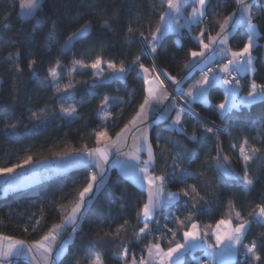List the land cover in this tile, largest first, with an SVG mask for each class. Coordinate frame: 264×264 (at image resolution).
I'll return each mask as SVG.
<instances>
[{"label": "trees", "instance_id": "obj_1", "mask_svg": "<svg viewBox=\"0 0 264 264\" xmlns=\"http://www.w3.org/2000/svg\"><path fill=\"white\" fill-rule=\"evenodd\" d=\"M261 1V0H259ZM224 5L222 15H227L234 6V0H220ZM262 2V1H261ZM19 0H0V17L10 12V27H0V57L7 56L9 51H15L4 41L8 38H17L21 44L22 55L31 50L39 56L43 63L39 67V75L43 78L49 67L59 59L65 66L61 79L65 81V71L70 61L78 59L86 54L90 59L101 55L105 61H114L117 64L121 60L130 61L139 51V43H129L125 38V26L127 21L136 16L140 17L145 30L148 25L155 26L159 21V11L153 12V3L159 4V0H45L43 11L37 15L36 20H44L46 23L37 24L36 20H21L17 12ZM218 0H212L210 9H215ZM222 18V16H221ZM109 20L112 31L101 28L102 20ZM92 22L91 33L85 38L79 39L72 50L61 53L59 46L70 32L85 21ZM215 18L210 14L205 25L209 33H214ZM52 21L56 22L59 33L55 42L49 44L45 37L52 27ZM261 35L254 46L253 56L256 58L255 79L258 84L264 83V15L256 21ZM185 32V34L183 33ZM199 28L193 26V33H198ZM32 36L31 42L25 39ZM180 40L177 42L176 34L168 32L162 38L159 54L155 58L159 68L165 69L177 78L184 75L181 71L186 52L194 46L187 30H182ZM245 40L243 28L234 30L231 34L230 45L238 50ZM258 45V46H257ZM146 66L152 63L151 57L143 59ZM15 61L0 58V168H7L24 162L29 157L30 161L40 159H54L65 154L81 152L85 147H95L94 133L100 129L107 130L110 136L123 127L143 99L142 79L135 72L126 75L124 80L108 79L93 82L92 70L86 69L73 73L72 82L75 89L68 93H55L51 87H41L39 80L32 77L27 71V59H23L25 70L22 74L13 71ZM105 67L106 64L104 65ZM196 73L184 82V86L190 84ZM72 91V106L76 108L77 116L68 120L61 115L60 104L67 103ZM247 89L244 90L246 92ZM131 93V98L129 97ZM58 96H63L61 100ZM104 96H113L117 100H123V104H116L111 108L112 119L108 121L107 128L103 127L98 117V110ZM223 99V89H212L209 93V104L196 103L193 109L200 118L208 122L215 121L221 129V141L212 138L201 137L197 141H188L182 134H174L164 131V121L150 124L149 138L154 145L157 154L155 174H163L172 170L171 159H160V152L155 149L157 133L163 132L165 138L179 141L182 148L195 153L197 159L186 165L190 171L204 175L197 179L188 178L184 183L173 182L166 187L170 191L179 192L186 185H199L198 191L204 196L207 203L200 202L195 210V222L201 224H215V222L227 214V202L232 200L237 210H242L245 215L257 203L264 201V162L259 159L252 165L251 175L257 177V183L251 192H245L240 184L227 177L221 178L214 161L208 160V154L215 156L216 143H222V155H228L233 169L242 175V165L239 162L236 150H231L230 145L234 138L242 140L244 137L257 138L256 146L261 148L260 155H264V146H261V128L264 124V100H257L251 105L241 106L231 113L221 117L215 105ZM71 100V99H69ZM63 101V102H62ZM43 109V111H41ZM38 113L39 118H34L32 113ZM195 119H189L187 125L188 134L192 132L191 125ZM15 124L16 127L6 125ZM161 147H167L161 142ZM175 155V146L170 153ZM95 169L93 166H77L59 174L31 184L28 187L8 191L0 195V232L6 235L22 238L28 242L39 239L45 234L52 224L61 221L62 216L70 211L78 197V192L87 183L88 175ZM105 183L90 194V202L86 203L80 223V231L73 238L71 236L65 252L60 256L57 264H74L75 257L87 256L89 259L99 256L103 264H119V245L123 241L134 251L137 258L145 254L144 248L151 237L142 240L139 244L131 242L133 232L138 231L136 213L145 202L146 193L141 187L115 167H108ZM89 200V197H87ZM187 200V203L184 201ZM192 201L181 197L176 208L181 218L189 214ZM64 206L63 208L61 206ZM251 205V207H248ZM175 211V209H174ZM160 227L164 232L162 247H167L171 239V233L164 228L176 227L174 221L169 219L168 213H157ZM36 220L41 223L36 225ZM124 220L129 221L126 233L120 240L113 241L105 237V233L114 231ZM233 221H235L233 215ZM35 225V231H33ZM142 226V225H141ZM27 229V231H25ZM71 232L67 228L64 233ZM264 232V226L253 224L248 241L257 234ZM159 236L160 232H155ZM183 239L182 232L177 234L176 240ZM83 241V246H82ZM246 241V243L248 242ZM80 249V251H78ZM264 255V250L261 251ZM241 255L231 264H244ZM183 264H197L192 258H187ZM264 264V261L261 262Z\"/></svg>", "mask_w": 264, "mask_h": 264}, {"label": "snow or ice", "instance_id": "obj_2", "mask_svg": "<svg viewBox=\"0 0 264 264\" xmlns=\"http://www.w3.org/2000/svg\"><path fill=\"white\" fill-rule=\"evenodd\" d=\"M211 3L212 0H159L158 5L153 3L152 6L153 12L159 11V21L155 26L149 24L145 30L139 16L127 21L126 40L129 43H139L140 45L139 51L130 61L121 60L117 64L111 60L105 61L101 55L90 59L86 54L71 61L70 74L78 70L90 69L93 82L108 79L124 80L127 74L135 72L137 77L143 81L142 102L139 103L131 119L115 133V138L110 136L107 130L97 131L94 133L95 147H85L80 152L78 163L86 167L94 165V168L99 172L94 170L88 175L86 185L78 192L76 201L70 211L62 216L60 223L52 224L45 234L31 243L15 239L12 236L0 235V264H16L18 257H30V264H38L41 258L43 264H57L68 244V241L57 243L58 239L68 226H71L73 238L80 231L79 221L82 218L85 205L90 202V194L105 183V165L109 164V158L113 151L126 157L124 161H113V166H120L124 174L133 183L139 184L142 191L147 193L145 202L136 213L138 231L133 232L131 242L139 244L142 240L151 237L144 248L146 255H141L139 258L136 257L128 244L122 241L119 245L117 258L119 264H183L184 256L196 248L207 249L205 255L216 259L217 264H231L232 258L239 254L244 256V264H261L264 261V255L260 254L264 250V232L248 241V233L254 223L264 226V201L257 203L245 215L242 210H237V206L232 200H229L226 218L218 219L215 228L207 225L202 231L194 219L195 210L200 202L207 203L204 196H201L198 191L199 185H186L179 192H170L166 187L173 182L184 183L188 178L199 179L204 175L203 171L195 173L186 166L198 158L195 153L182 148L179 141L172 140L170 137L165 138L163 132L157 133L155 149L159 150L160 159L165 161L171 159L172 170L159 175L155 174L158 158L154 145L149 140L148 125L145 123L149 114L154 113L156 120L166 123L164 131L182 134L188 141H197L201 137L221 141L219 126L215 121L208 122L197 118L198 114L193 111L194 104L197 102L209 104V93L216 88L223 89V99L215 105L221 117L241 106L251 105L257 100H264V83L258 84L255 79L257 69L255 67L256 58L253 56L254 45L261 35L256 21L264 15V0L260 3L257 0H234V6L227 15H222L224 5L220 0H218L215 9H210ZM189 4L192 5L191 10L185 15V9ZM19 6L21 15L25 19L36 20L37 15L43 11L42 0H19ZM210 14L215 18L213 27L215 35L210 34L209 28L205 25ZM10 17V12L0 17V27H10ZM36 22L37 24L46 23L44 20H36ZM193 26L199 28L198 33L193 34ZM91 27L92 22L88 20L81 24L76 31L70 32L61 45V51L71 50L79 39L90 34ZM101 28L108 31L113 30L111 23L106 19L102 20ZM238 28H243L245 40L241 48L233 50L229 46L231 34ZM182 30H187L194 46L186 52L187 59L181 68L184 75L177 78L167 70L159 68L155 58L159 54L162 46L161 41L165 34L176 32L179 39ZM58 35L56 22L52 21V27L46 35L45 41L51 44L57 40ZM18 39V33L17 38L6 39L4 43L16 50L9 51L7 56L0 57L8 61H15L13 71L18 75L22 74L25 68L21 61L27 59V71L32 77L39 80L41 87H51L57 94L68 93L76 88L71 79L63 85L60 84L63 76L62 70L65 66L59 59L48 68L46 75L41 78L39 67L43 60L34 55L31 50L22 55L21 48L23 46L18 44ZM25 39L31 42L32 36H26ZM146 57L152 58L150 66H146L143 62ZM105 64L107 73L104 71ZM197 70L200 72L199 78L185 89L184 82L191 78ZM245 89H247L246 94L242 96L240 93ZM131 95L129 93L130 98ZM58 98L65 99L63 96H58ZM123 103V100L104 96L98 112L100 120L104 122L105 129L108 121L113 118L111 108L116 104ZM160 105L163 107H158ZM60 112L65 116L72 117L76 113V108L72 105L65 107L61 104ZM32 116L39 118L36 112H33ZM189 119L196 121L191 125L190 135L185 127ZM6 126L16 127L15 124ZM260 128V144L264 146V124ZM137 132L139 135L135 134ZM129 135L132 136L134 144L132 149L125 153L121 150V145L126 142ZM161 142L167 147L162 148ZM256 142L257 138L255 137L251 141L247 137L242 140L234 138V142L230 145L231 150L238 152L237 158L242 165V175L233 169L229 156L221 154L222 143H216L214 157L208 154V160L215 162L221 178L227 177L237 181L241 188L249 193L257 183V177L251 175L252 165L258 159L264 162V155H260L261 148L256 146ZM173 146H175V155H166L171 152ZM142 154H146V158H142ZM30 159L29 157L25 160V163H28ZM19 167L22 165L17 164L11 168L0 169V175H11ZM86 197H89V200L86 201ZM181 197L192 201L189 214L184 218L176 214L178 212L176 204L181 201ZM184 203H187V200ZM157 213H168L169 219L174 221L176 226L173 228L168 227L167 224L164 225L167 232L171 233L167 247H162L165 234L161 230L159 219L156 218ZM40 223V220H36V225ZM128 226L129 221L124 220L114 231L110 230L105 233V237H110L113 241L120 240ZM33 231H35V225H33ZM155 232H160V235H155ZM179 232H182V242L176 240ZM209 239L213 242L210 243ZM246 241L248 242L246 243ZM74 264H102V261L99 256L91 259L84 256L83 258L75 257Z\"/></svg>", "mask_w": 264, "mask_h": 264}, {"label": "rangeland", "instance_id": "obj_3", "mask_svg": "<svg viewBox=\"0 0 264 264\" xmlns=\"http://www.w3.org/2000/svg\"><path fill=\"white\" fill-rule=\"evenodd\" d=\"M71 68V61L69 62V64H68V66H67V70L65 71V81H62L63 79H61L60 80V84L61 85H63V84H65V83H67L68 81H69V79H72V75H73V73H69V69ZM79 71V70H78ZM104 71H105V73H107V67H105L104 66ZM98 81H102V80H98ZM109 97H113V96H109ZM69 99H71V100H69V99H67V103H64L63 101V103H61V104H63L65 107H68L69 105H72V102H73V98H72V91L70 92V95H69V97H68ZM61 104H60V106H61ZM154 113H152V114H149V116L147 117V119H146V122L149 120V118L150 117H152V115H153ZM61 115L64 117V118H66V119H68V120H71L72 118H74V117H76L77 116V113H75L72 117H68V116H65V115H63V113H61ZM98 117H100V113H98ZM100 119V118H99ZM101 123L103 124L104 122L103 121H101ZM104 129H100L99 131H103ZM149 130H150V126H148V135H149ZM136 135H139V132H137V133H135ZM114 137V136H113ZM149 140H150V138H149ZM133 144H134V141H133V139H132V136H130V142H129V144L127 145V147L126 148H123V147H121L122 149V151L123 152H125V153H127V152H129L131 149H132V147H133ZM75 153H78V154H80V152H73V153H70V154H65V155H62V156H59V157H55L54 159H52L53 161H56L57 162V160L58 159H61L62 157H65V156H70V155H73V154H75ZM142 158H146V154H142ZM126 159V157L125 156H121V155H118L117 153H114V155L112 154L111 156H110V158H109V164L108 165H105V166H109V168L110 167H115L116 168V170H118V172L119 173H121V174H123L124 176H126L125 174H124V172L122 171V168L120 167V166H113V161H116V160H119V161H124ZM73 161V160H72ZM30 163V164H29ZM63 163L64 164H69L68 162H66V160H63ZM129 163H131V162H129ZM51 164H52V162H51V160H49V159H40L39 161H29L28 163H25V161L24 162H21V163H19V165H22V167H19V168H16V170H15V172L14 173H16V171H20V172H23V171H25L26 169H25V167H27V165H29L27 168H28V171H26V172H24V173H21V174H19L18 176H16V177H13V175L14 174H11V175H7V176H2V177H0V190H1V192H0V194L2 193V194H4L5 193V191H8V189L9 188H13V187H16L17 186V188H19V187H21V186H24V185H30L31 183H34L36 180H41V175H42V173L44 172V171H48L49 170V168H50V166H51ZM11 167H13V166H11ZM108 170V169H107ZM107 173V171H105V174ZM107 175L108 174H106L105 175V177L107 178ZM127 177V176H126ZM20 185V186H19ZM19 186V187H18ZM168 191H170V190H168ZM227 211H228V209H227ZM226 211V212H227ZM156 216H158V215H156ZM157 218V217H156ZM223 218H226V217H223ZM221 219V218H220ZM234 222V221H233ZM196 223H198V222H196ZM235 223V222H234ZM199 225H200V227H201V230L203 231L204 229H205V226H207V225H211L212 226V228H215V224H216V222H215V224H211V223H208V224H201V223H198ZM209 242L210 243H212L213 241L211 240V239H209ZM198 249H201L200 251H198V253H196L195 255H201L202 253H206V251H208L207 249H205V248H196V249H194L193 251H195V250H198ZM192 251V252H193ZM239 255H241L240 257H242V254H239ZM238 256V255H237ZM237 256H235V257H233L232 258V260H231V263H232V261H234L236 258H237ZM198 259H200V257L198 258ZM206 261V260H205ZM214 261H216V263H217V260L216 259H213V262ZM206 262H208V261H206Z\"/></svg>", "mask_w": 264, "mask_h": 264}, {"label": "crops", "instance_id": "obj_4", "mask_svg": "<svg viewBox=\"0 0 264 264\" xmlns=\"http://www.w3.org/2000/svg\"><path fill=\"white\" fill-rule=\"evenodd\" d=\"M257 2L258 3H260L261 1H259V0H257ZM191 7H192V5L191 4H189L187 7H186V9H185V15H187V12H189L190 10H191ZM172 33H174V34H176V41L178 42L180 39H178V36H177V33L176 32H172ZM193 34H196V33H193ZM210 34H212V35H215V32L214 33H210ZM255 46V45H254ZM231 47V46H230ZM232 48V47H231ZM233 50H236V49H234L233 48ZM262 56H263V58H264V48H263V50H262ZM194 73H196V75H195V77H193V79L191 80V82H190V84L189 85H187V86H184L183 85V87L185 88V89H187L188 88V86H190L192 83H194L195 82V80L196 79H198L199 78V76H200V72L197 70L196 72H194ZM171 91V90H170ZM242 96L243 95H245L246 94V92H244V91H242L241 93H240ZM158 107H163V105H160V106H158ZM172 115H175V113H172ZM154 122H159V120H156L155 119V114H153L152 115V117H150L149 118V120L147 121V122H145L148 126H150V124L151 123H154ZM130 136L131 135H129V137H128V139L126 140V142H123L122 143V145H121V147H123V148H126L127 147V145L129 144V142H130ZM113 138H115V136L113 137ZM122 149V148H121ZM114 153H116L115 151H113V155H114ZM79 158H80V156H79V154L78 153H75V154H73V155H70V156H65V157H62L61 159H58L57 160V162L56 161H53L52 159H51V162H52V164H51V166H50V168H49V170L46 172V171H44L43 173H42V177H41V180H43V179H46V178H48V177H50L51 175H53V174H59V173H62V172H64V171H67V170H69V169H72L73 167H77V166H82L80 163H78V160H79ZM63 160H66V162H68L69 164H64L63 163ZM73 160V161H72ZM30 164V163H29ZM29 165H27V167H28ZM27 167H25V171H23V172H20L19 170L18 171H16V173H12V174H14L13 175V177H16V176H18L19 174H21V173H24V172H26V171H28V168ZM93 167H94V165H93ZM108 167L109 166H105V168H106V171H107V169H108ZM7 168H11V167H7ZM0 169H4V168H0ZM95 169V168H94ZM16 170V169H15ZM95 171H97V173L99 172V170H97V169H95ZM107 174V173H106ZM105 173H104V175H106ZM2 176H5V175H0V177H2ZM128 178V177H127ZM129 179V178H128ZM41 180H36L34 183H38V182H41ZM34 183H31V184H34ZM30 184V185H31ZM137 184V183H136ZM30 185H24V186H21V187H19V188H23V187H28V186H30ZM138 186H140L139 184H137ZM19 188H17V186L16 187H13V188H9L8 189V191H12V190H18ZM168 190V189H167ZM8 191H5V193L4 194H6V193H8ZM0 192H1V190H0ZM170 192H172V191H170ZM173 192H175V191H173ZM146 193V192H145ZM2 194V193H1ZM0 194V195H1ZM92 194V193H91ZM146 197H147V193H146ZM86 201H87V197H86ZM58 223H60V222H58ZM67 228H71V226H68ZM64 233H65V231L62 233V235L59 237V239H58V242L57 243H59L60 241H68L69 242V240H70V238H71V232L69 231V233L68 234H66L65 236H64ZM0 235H6V234H4V233H1L0 232ZM6 236H9V235H6ZM10 236H12V235H10ZM12 237H14V236H12ZM15 239H18V240H24V239H20V238H18V237H14ZM183 240V239H182ZM182 240H181V242H182ZM26 243H31V242H28V241H26V240H24ZM67 246V245H66ZM201 249H198V250H195V251H193V252H191V253H188V254H186L185 256H184V258H183V262L184 261H186L187 260V258H192V259H194L195 261L196 260H198V258L200 257V259H204V260H206V261H210V264H217L216 263V261H214L213 262V259H211L210 257H207L204 253H202L201 255H195L196 253H198V251H200ZM144 255H146V251H145V254ZM117 258H118V256H117ZM16 264H30V257H18V258H16ZM38 264H43V260H42V258L41 259H39V261H38ZM103 264V263H102Z\"/></svg>", "mask_w": 264, "mask_h": 264}, {"label": "water", "instance_id": "obj_5", "mask_svg": "<svg viewBox=\"0 0 264 264\" xmlns=\"http://www.w3.org/2000/svg\"><path fill=\"white\" fill-rule=\"evenodd\" d=\"M44 1L45 0H42V5H43V3H44ZM17 12H18V14H19V17H20V19L23 21V20H32L31 18H28V19H25V18H23L22 17V15H21V9H20V6H19V3H18V6H17ZM92 28V27H91ZM90 33H91V29H90ZM87 36H89V34H86V37ZM79 41V40H78ZM64 42V41H63ZM63 42H61V44H60V46H59V51L61 52V53H68V51H70V50H64V51H61V45L63 44ZM76 44V43H75ZM75 44H74V46H75ZM73 49V48H72ZM71 49V50H72ZM193 111H194V113H196V111L193 109ZM198 117L200 118V116H199V114H198Z\"/></svg>", "mask_w": 264, "mask_h": 264}, {"label": "built area", "instance_id": "obj_6", "mask_svg": "<svg viewBox=\"0 0 264 264\" xmlns=\"http://www.w3.org/2000/svg\"><path fill=\"white\" fill-rule=\"evenodd\" d=\"M262 1V0H261ZM185 34V32H183ZM157 219H159V216H156ZM244 259V256L242 254V257H241V260ZM197 261V264H208V262H206L204 259H198L196 260Z\"/></svg>", "mask_w": 264, "mask_h": 264}]
</instances>
